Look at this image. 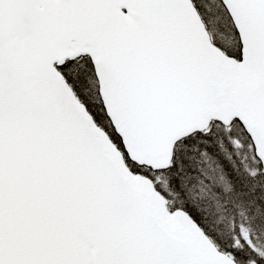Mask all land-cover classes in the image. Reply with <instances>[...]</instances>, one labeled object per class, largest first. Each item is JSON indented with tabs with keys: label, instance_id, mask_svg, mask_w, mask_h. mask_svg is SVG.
Segmentation results:
<instances>
[{
	"label": "snow or ice",
	"instance_id": "1",
	"mask_svg": "<svg viewBox=\"0 0 264 264\" xmlns=\"http://www.w3.org/2000/svg\"><path fill=\"white\" fill-rule=\"evenodd\" d=\"M0 264H264V0H0Z\"/></svg>",
	"mask_w": 264,
	"mask_h": 264
},
{
	"label": "clouds",
	"instance_id": "2",
	"mask_svg": "<svg viewBox=\"0 0 264 264\" xmlns=\"http://www.w3.org/2000/svg\"><path fill=\"white\" fill-rule=\"evenodd\" d=\"M25 24H26V22H25ZM29 34H30V33H27V32L25 33V35H29Z\"/></svg>",
	"mask_w": 264,
	"mask_h": 264
}]
</instances>
